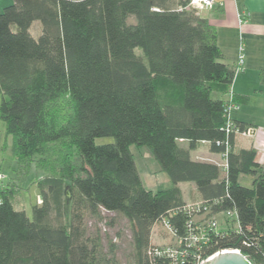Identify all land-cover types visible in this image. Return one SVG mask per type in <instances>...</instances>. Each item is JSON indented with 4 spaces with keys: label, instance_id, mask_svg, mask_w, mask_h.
Returning a JSON list of instances; mask_svg holds the SVG:
<instances>
[{
    "label": "trees",
    "instance_id": "trees-1",
    "mask_svg": "<svg viewBox=\"0 0 264 264\" xmlns=\"http://www.w3.org/2000/svg\"><path fill=\"white\" fill-rule=\"evenodd\" d=\"M188 5L14 0L0 13V121L16 162L0 186V264H119L116 245L105 250L89 226L107 213L127 219L135 264H175L149 255L153 246L174 245L151 242L160 220L184 244L198 238L188 263L234 249L264 264V167L254 147L237 148L236 133L226 132L224 98L236 69L222 61L214 25ZM36 20L38 38L30 32ZM234 122L242 132L250 127ZM101 137L114 142L96 144ZM201 143L219 155L228 150L226 171L192 158ZM133 144L153 154L170 188L145 187ZM32 168L41 201L30 217L17 197ZM242 175L253 177L250 187ZM182 182L195 183L210 218L236 210L238 224L201 230Z\"/></svg>",
    "mask_w": 264,
    "mask_h": 264
},
{
    "label": "rangeland",
    "instance_id": "rangeland-1",
    "mask_svg": "<svg viewBox=\"0 0 264 264\" xmlns=\"http://www.w3.org/2000/svg\"><path fill=\"white\" fill-rule=\"evenodd\" d=\"M13 3L14 0H0V13L4 10L5 7L10 6ZM128 21L130 23H136V18L134 16H131ZM12 29L14 31H17V26L12 25ZM30 32L35 38H38L42 34V24L39 20L33 22L30 28ZM213 97H216V93H213ZM249 129L252 130V133L248 132ZM245 131L246 134L236 133V136L241 135L244 138L243 143L247 146V148L254 147V137L256 133L255 129L249 127ZM95 142L96 144H108L114 142V138H96ZM184 146H187V144ZM207 148L208 147L206 146V144L204 146L200 145L197 150V152H199H196L197 154L192 151V158L196 159L197 155L199 153L201 154V152H206ZM130 149L134 154L138 171L147 189L156 191L168 189L172 186L168 174L162 170L158 160L145 146L133 144ZM220 157L221 160L219 164L220 166H224L225 160L221 155ZM262 166L264 167V165ZM0 168V171H2L7 176V178H11L14 176L16 162L13 159L12 153V137L6 135L4 121H0ZM35 180L36 171L34 168H32L25 181L23 182V190L17 197L18 207H23L24 209H26L27 214L30 217L32 216L33 206L38 201H41L39 197V188L36 185ZM240 182L241 184L250 187L253 182V177L251 175H242L240 177ZM180 186L184 193L185 199L190 200V204L199 200L198 195L196 196L197 192L195 189V183L182 182ZM208 217L210 218L209 214L207 213H203L202 215L197 214L194 217V220L198 225H200V227H203V225H205L206 222L210 220L208 219ZM232 220L233 218H229V216L225 213L216 215L218 229L225 227L227 224L236 226L237 222L233 221V223ZM89 226L93 232L99 230L103 238L102 242L105 250L109 249L111 243H114L116 245V256L119 264H135L132 232L126 218L115 213H107L102 219H92L89 223ZM177 240L178 239L174 236L171 229H169L162 220L156 223L151 234V242L153 244H175L177 243Z\"/></svg>",
    "mask_w": 264,
    "mask_h": 264
},
{
    "label": "crops",
    "instance_id": "crops-1",
    "mask_svg": "<svg viewBox=\"0 0 264 264\" xmlns=\"http://www.w3.org/2000/svg\"><path fill=\"white\" fill-rule=\"evenodd\" d=\"M215 1V7L203 11L202 15L216 28L222 61L236 69L241 47L244 48L245 54L243 69L236 73L232 84V94L247 95L249 101L240 103L238 109L232 110L231 116L234 121L248 124L255 129L254 147L257 150V161L264 165V0ZM240 16L247 20L246 23H240ZM1 98L0 96V102ZM229 98L227 95L224 99ZM243 142L244 138L237 135L236 147L247 148ZM181 143L187 144L186 141ZM205 144L208 147L207 143L200 145ZM198 148L192 151L196 153ZM195 160L219 164L221 157L210 152L208 147L207 151L199 153ZM195 189L197 192L196 186Z\"/></svg>",
    "mask_w": 264,
    "mask_h": 264
},
{
    "label": "built area",
    "instance_id": "built-area-1",
    "mask_svg": "<svg viewBox=\"0 0 264 264\" xmlns=\"http://www.w3.org/2000/svg\"><path fill=\"white\" fill-rule=\"evenodd\" d=\"M216 1L215 0H189V8L195 9L198 12L202 13V11L205 10H212L215 7ZM246 19L240 16V23H246ZM245 63V54H244V48L241 47V54L238 58V62H237V68H236V73L240 70L243 69ZM230 96V100L228 101L226 110H225V116L227 118L226 121V132L228 134L230 133H244L246 134V131H241L237 125L235 124L232 116H231V112L234 109H238L240 107V104L238 103H234L232 101V92L229 94ZM249 133H252V130L249 129L248 130ZM228 146V144H227ZM227 153L228 150H226L225 153H222L221 156L222 158H224L225 163L224 166L221 165V167L224 169V171L227 170L228 168V162H227ZM8 180L7 176L0 171V186H2L4 184V182H6ZM209 206L205 205L202 201H197L194 203H191L187 206V210L189 212H196V213H208L209 212ZM225 214H227L229 216V218H233V220L235 222H237L238 224V214L236 212V210H228L226 212H223ZM163 223L169 228L171 229V231L174 232V234L177 233V231L175 229L172 228V226L170 225L169 221L164 220ZM206 229L209 230H217L218 226H217V221H216V217H212L210 218V220H208L206 222ZM204 226V225H203ZM201 230L203 229V227L200 228ZM193 239V240H192ZM197 237H192L191 238V242L184 244V240L183 239H178L177 243H175L174 245H169V246H165V247H157V246H153L151 247V249L149 250V255L151 258H155L154 256H167L169 257L175 264H202L204 263L206 260L210 259L212 256L206 258V259H202L199 258L198 256H194V261L191 263L187 262L188 256L190 255V246L193 245V241H197ZM224 251V250H223ZM239 251V250H238ZM215 255V254H214Z\"/></svg>",
    "mask_w": 264,
    "mask_h": 264
},
{
    "label": "water",
    "instance_id": "water-1",
    "mask_svg": "<svg viewBox=\"0 0 264 264\" xmlns=\"http://www.w3.org/2000/svg\"><path fill=\"white\" fill-rule=\"evenodd\" d=\"M202 264H252L251 261L238 250H224L216 253Z\"/></svg>",
    "mask_w": 264,
    "mask_h": 264
}]
</instances>
